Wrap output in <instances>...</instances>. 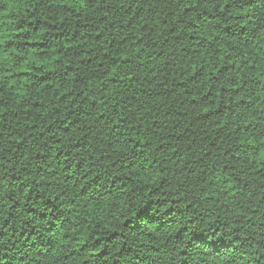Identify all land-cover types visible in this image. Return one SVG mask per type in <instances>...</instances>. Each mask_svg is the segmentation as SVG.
Listing matches in <instances>:
<instances>
[{
    "label": "trees",
    "instance_id": "1",
    "mask_svg": "<svg viewBox=\"0 0 264 264\" xmlns=\"http://www.w3.org/2000/svg\"><path fill=\"white\" fill-rule=\"evenodd\" d=\"M0 264H264V0H0Z\"/></svg>",
    "mask_w": 264,
    "mask_h": 264
}]
</instances>
